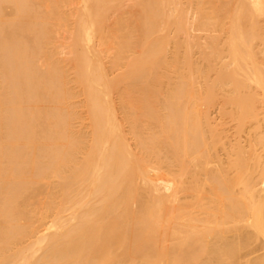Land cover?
I'll use <instances>...</instances> for the list:
<instances>
[{"label": "bare ground", "instance_id": "1", "mask_svg": "<svg viewBox=\"0 0 264 264\" xmlns=\"http://www.w3.org/2000/svg\"><path fill=\"white\" fill-rule=\"evenodd\" d=\"M45 1L0 0V264H240L245 244L264 234V187L256 186L264 177V159L243 166L240 145L234 144L235 154L228 162L209 170L206 163L215 142L200 124L197 105L201 99L212 102L222 90L239 119V130L256 113L257 93L264 94V57L255 51L257 41L264 38V0H228L230 5L223 4L218 12L212 7L211 13L205 0H189V5L188 0H136L140 8L136 32L146 44L127 64L121 82L128 93L141 90L136 99L123 102L141 154L126 142L112 108L114 81L106 76L92 44L96 36H104L108 16L130 0H83L78 12L74 80L85 95L90 131L74 127L76 112L68 101L74 89L62 76L66 70L55 68L57 62L51 59L46 60L49 67L44 73L37 64L41 55L51 56L47 45L54 19H64L58 0L47 6ZM191 7L197 10L196 24L203 28L206 18L223 25L229 15L226 48L235 64L231 70H216L221 54L216 47L202 64L190 58L192 48L187 50V45L185 65L177 64L183 47L177 38L168 56V29L183 31ZM125 25L123 20L117 23L115 37L121 42L116 44L117 57L122 47L135 42ZM260 48L264 54V44ZM172 66L177 79L168 78L165 93L162 79ZM49 94L56 103L47 115ZM181 97L191 100L192 111L178 115L166 111ZM141 118H154L146 135ZM254 128L247 144L264 151V130ZM164 151L167 158L159 156ZM173 163L181 164L177 171L181 177L191 163L196 169L195 185L191 181L187 187L193 192L191 199L170 221L159 210L172 201L169 198H180L179 184L184 182H169L166 177L172 194L156 195L150 168L161 166L169 172ZM255 165L258 178L252 176ZM202 174L205 184H215L213 177L219 180L214 185L218 192L206 202L198 193ZM241 182L237 194L232 185ZM41 186L47 187L38 201ZM230 221L244 223L233 226L237 233L232 237L225 234ZM168 231L173 242L163 246L161 239ZM251 264H264V256Z\"/></svg>", "mask_w": 264, "mask_h": 264}, {"label": "rangeland", "instance_id": "2", "mask_svg": "<svg viewBox=\"0 0 264 264\" xmlns=\"http://www.w3.org/2000/svg\"><path fill=\"white\" fill-rule=\"evenodd\" d=\"M194 3H197L198 0H193ZM205 4L207 7V12L211 13L214 7L216 11L221 10V6L223 4L230 5L227 1L228 0H211ZM52 0H46L45 5L47 6L51 3ZM58 5L64 14V19L53 21V29L52 32V40L47 45L49 47V53L51 56L46 58L44 56H40L37 58V64L39 66L40 71L43 70L45 72L49 66L46 63L47 59L54 60L57 62L55 68H64L66 70V75H62L65 79H67L68 84H71L74 93L68 96L69 103L72 104L73 112H76V116L74 118V127L75 128H82L84 130H89V122H90V113L87 109L85 104V95L84 92L81 90V86L77 84L74 80L75 75V52L73 51V33L75 31V24L76 19L78 16L79 10L83 6V0H58ZM190 1L188 0V5ZM239 4V3H238ZM236 6H239V5ZM233 15H237L238 11H233ZM216 13V12H214ZM140 15V8L136 4V0L127 1L120 10L116 11L114 14H110L105 21V26L103 30L104 36H96L92 44L95 46L100 54V61L103 70L106 72V76L108 79L113 80L114 83L111 86V100H112V108L115 109V112L119 118V121L122 124L124 130L123 134L125 135L126 142L134 149V151L138 154L142 153L141 145L137 143L136 134L130 130L129 122L125 118V109L123 106V102L126 100H133L136 99V96L141 93V90L133 89L129 93L126 91L125 85L121 82V76L126 71L127 64L132 62V60L141 52L145 47V39L138 35L136 32V26L138 21V16ZM197 15V10L194 7H191L186 12L187 17V24L186 28L183 31H177L174 28L171 30L168 29V41H169V50L167 52L168 56H172L173 51L172 49L175 46L174 39H178L181 41L182 48L180 49L181 56L177 61V64L184 66L185 59L183 57V52L185 51V47L188 45V49L192 48L190 52V58L196 63L204 64L206 56L208 58L214 55L213 48L221 50V54L217 56V60L219 64L216 66V70L219 68L225 70H231L235 64L232 61L231 55L228 53L226 48L227 42V34L228 28L231 23V19L229 15L223 18V25L212 24V19L206 18L204 21L206 22V27L199 26L196 24L195 18ZM261 16V15H260ZM262 24L264 27V17H261ZM119 20H123L125 22V30L129 31L134 38V43L131 44L129 47L123 48V52L120 53L119 57L116 56L117 49L116 44L121 45L119 41V37H115L116 27ZM28 32V31H27ZM264 44L263 36L257 41L255 46L256 55L260 58L264 57V54L261 51L260 46ZM168 76H163V83L164 91L167 93L166 83L168 78L170 81L177 79V72L173 70V66L168 68L167 72ZM6 79V78H5ZM26 78H24L25 81ZM33 81H38V78H30ZM60 83V81H57ZM198 84V79H197ZM61 86V83H60ZM62 87V86H61ZM168 88V87H167ZM226 88L229 90V86L227 85ZM219 93L217 94L216 98L212 102L205 101L201 99L198 101V111L201 114L202 122L200 123L203 128H206L207 134L214 143L212 144L210 151H209V160L206 163V166L209 170H216L220 165L228 162L229 157L231 154H235L232 150V146L234 144L240 145V155H242L241 162H243V166H245L246 162L262 160L264 159V151L262 147H254L250 148L248 143L249 138V131L251 127L255 130H264V94L261 92L257 93L256 101L254 102L255 107V114L250 117L247 121L242 124V130H239L238 123L239 119L237 118L236 114L233 111V105L228 101L225 94H221L222 90H218ZM229 93V92H228ZM27 97V95H26ZM148 99V98H147ZM146 101V100H145ZM55 100L53 99L52 95H48L46 99V109L44 113L48 115L47 112L52 110V106L55 105ZM192 107L191 100L188 101L187 97H181L178 104H171L169 109L166 111H170L171 114H185V110H190ZM49 110V111H48ZM156 112L154 111L151 114V117L154 116ZM154 119V118H150ZM146 118H141L140 125L142 126L141 130L143 134H147L149 126L147 125L151 120ZM211 130V132L209 131ZM90 131V130H89ZM218 147V148H216ZM250 150H253L250 153ZM176 158L180 156V153L176 151L175 153ZM159 156H164L167 158L168 153L166 151L160 152ZM261 156V157H260ZM164 158V159H165ZM176 162V161H174ZM180 162V161H177ZM179 165L181 164H174L171 166V171L167 172L166 168H162L161 166L158 167H151L150 168V175L155 177V184L156 189L154 188V193L156 195H165L169 196L172 194L173 190L167 186H165L166 177H168L169 182H174L175 180H181L184 182V185H180V191L178 196L180 198H169L172 201L169 204L164 205L160 208L159 212L162 215V218H166L170 221H173V214L175 211L181 207H183L184 203H186L193 194L192 190L187 187H190L191 181L192 184L195 185L193 182V171L196 169L193 163L190 164L188 171L184 173V176H179L177 172L179 170ZM256 167L253 169L254 172L252 173L253 177H259L258 172H256ZM204 173V171H203ZM230 176L234 175L232 170L229 172ZM220 176V175H219ZM227 176V177H230ZM160 178V179H159ZM164 178L165 180H163ZM204 178H206L205 174L200 175L201 183H199V191L198 193L203 198L204 202L209 201L211 197L214 198L216 195L215 192L217 191V187L215 184L219 183L218 177H211L210 179L215 184H205ZM207 178L208 182L211 180ZM221 180V179H220ZM144 184V181H143ZM172 184V183H171ZM186 185V189L183 190L184 186ZM243 183H236L232 185L233 191L239 194L243 188ZM258 188L264 187V177H259L258 182L256 184ZM47 186H41L39 192L37 193V198L35 200H42L43 195L46 192ZM189 197V198H188ZM210 197V198H209ZM39 208H37L38 210ZM203 216H208L205 212L201 210H197ZM162 220V219H161ZM158 219H156V223ZM243 225L242 221H230L228 223L229 228H226L225 234L228 237H232L237 233V230L233 229L234 225ZM46 228V225L41 226L39 229L43 231ZM38 234V233H37ZM34 234V235H37ZM33 235V236H34ZM32 236V238H33ZM213 236H209L211 238ZM212 240V239H211ZM162 245L167 246L173 242L172 236L170 231H168L163 238L161 239ZM264 256V234H261L259 237L249 240L241 251V256L239 258L240 264H251L255 259H261Z\"/></svg>", "mask_w": 264, "mask_h": 264}]
</instances>
